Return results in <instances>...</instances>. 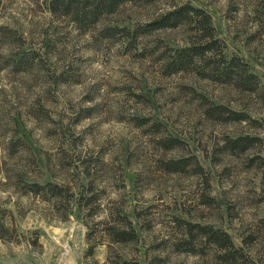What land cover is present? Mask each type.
<instances>
[{
	"label": "rangeland",
	"instance_id": "1",
	"mask_svg": "<svg viewBox=\"0 0 264 264\" xmlns=\"http://www.w3.org/2000/svg\"><path fill=\"white\" fill-rule=\"evenodd\" d=\"M49 2L0 0V223L12 237L0 240V264H264V97L169 74L167 57L196 39L188 26L134 41L102 34L188 4L264 85V0L127 3L94 25ZM213 104L250 119L219 122ZM238 136L261 143L223 149ZM170 138L181 144L166 149ZM189 157L201 172L166 169ZM33 184L68 194L35 195ZM125 218L136 238L114 243L108 230L128 231ZM179 220L226 232L238 258L199 237L176 248L187 239Z\"/></svg>",
	"mask_w": 264,
	"mask_h": 264
},
{
	"label": "trees",
	"instance_id": "2",
	"mask_svg": "<svg viewBox=\"0 0 264 264\" xmlns=\"http://www.w3.org/2000/svg\"><path fill=\"white\" fill-rule=\"evenodd\" d=\"M161 0H50V10L55 13L61 11L78 24L94 25L103 17L112 15L127 3L152 4ZM188 26L196 35L194 41H190L182 48H178L165 60V69L169 74L179 72H193L201 79L220 83L239 93H250L258 97H264V85L260 82L249 65L242 59L233 56L228 58L222 53V46L215 36V29L212 25L211 16L204 10L195 8L188 4L170 5L167 10L161 12L154 19L144 25L136 26L132 32L129 29L106 27L102 34L106 38L114 36L115 32L123 33L124 37L136 40L137 37L151 34L153 31L163 29H176ZM208 113L219 122L240 123L250 119L245 113H239L222 105H212ZM160 127V125H157ZM261 143L259 137L238 136L236 138L226 137L223 149L230 153H245ZM181 142L178 139L170 138L163 140L166 149L177 148ZM192 168L195 172H201L195 157L186 159L169 160L166 169L169 172H184ZM28 192L37 194H50L52 198H59L68 194L67 189L58 185L48 184L47 190L38 184L28 186ZM125 225L129 230L116 229L113 225L108 230V236L112 237L114 243L131 242L136 235L131 228V223L125 218ZM180 223L186 225L187 239L178 243L176 248L186 246L192 248L194 240L199 237L205 239L207 244H211L221 250L224 261L235 260L238 252L229 235L220 230H214L210 226L191 224L183 220ZM9 229L0 223V240H11ZM92 248H90L91 250ZM123 264H128L127 262Z\"/></svg>",
	"mask_w": 264,
	"mask_h": 264
}]
</instances>
